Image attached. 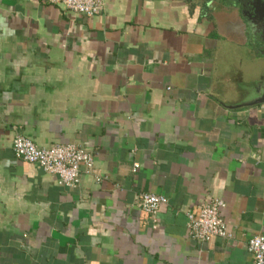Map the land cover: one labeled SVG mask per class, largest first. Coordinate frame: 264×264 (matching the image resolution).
I'll list each match as a JSON object with an SVG mask.
<instances>
[{
  "label": "crops",
  "instance_id": "0c3cea01",
  "mask_svg": "<svg viewBox=\"0 0 264 264\" xmlns=\"http://www.w3.org/2000/svg\"><path fill=\"white\" fill-rule=\"evenodd\" d=\"M261 28L231 0H0V264H253ZM17 133L81 146L93 171L65 186L14 156ZM141 192L167 198L153 218ZM214 198L232 237L192 238L186 211Z\"/></svg>",
  "mask_w": 264,
  "mask_h": 264
},
{
  "label": "built area",
  "instance_id": "2783aa9c",
  "mask_svg": "<svg viewBox=\"0 0 264 264\" xmlns=\"http://www.w3.org/2000/svg\"><path fill=\"white\" fill-rule=\"evenodd\" d=\"M60 4L67 10L91 16L100 13L105 0H48ZM264 107V105H263ZM14 156L36 164L42 171L56 175L61 184L75 186L83 173H91L94 168V157L91 152L74 143H59L49 147H39L21 133L12 139ZM138 163H133V170ZM167 202L163 194L141 192L137 195V206L153 218L160 206ZM221 199L214 198L202 204L197 214L186 211L187 226L190 236L197 240H210L214 237L231 238L225 221L219 210L224 206ZM247 250L253 264H264V235L255 234L246 241Z\"/></svg>",
  "mask_w": 264,
  "mask_h": 264
},
{
  "label": "flooded vegetation",
  "instance_id": "af4514ba",
  "mask_svg": "<svg viewBox=\"0 0 264 264\" xmlns=\"http://www.w3.org/2000/svg\"><path fill=\"white\" fill-rule=\"evenodd\" d=\"M235 6H237L241 15L246 18V22H250L257 25L259 28L263 27V20H260L258 15H264L263 3L264 0H231ZM252 9V11H251ZM254 11V12H253ZM254 13V20H250V14ZM252 16V15H251Z\"/></svg>",
  "mask_w": 264,
  "mask_h": 264
},
{
  "label": "water",
  "instance_id": "95a60500",
  "mask_svg": "<svg viewBox=\"0 0 264 264\" xmlns=\"http://www.w3.org/2000/svg\"><path fill=\"white\" fill-rule=\"evenodd\" d=\"M209 1V0H208ZM263 8H264V3H263ZM254 12V11H253ZM252 15V16H251ZM254 13L250 14V20H254ZM260 18V20H263L262 23H263V27H264V15H258ZM250 25V24H249ZM261 30H264L263 28H261ZM259 84H263L264 85V76L261 77L260 79V83ZM259 86V85H258ZM261 86V85H260ZM259 86V87H260ZM257 101H264V94L261 96V98H258Z\"/></svg>",
  "mask_w": 264,
  "mask_h": 264
}]
</instances>
